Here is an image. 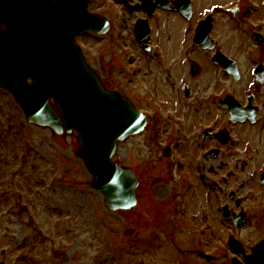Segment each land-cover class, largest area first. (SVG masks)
Wrapping results in <instances>:
<instances>
[{
	"label": "flooded vegetation",
	"instance_id": "flooded-vegetation-1",
	"mask_svg": "<svg viewBox=\"0 0 264 264\" xmlns=\"http://www.w3.org/2000/svg\"><path fill=\"white\" fill-rule=\"evenodd\" d=\"M91 8L110 20L109 87L144 116L125 143L123 162L137 177L125 214L140 231L128 234L137 242L124 264H256L264 0H93ZM120 255L96 262L123 264Z\"/></svg>",
	"mask_w": 264,
	"mask_h": 264
},
{
	"label": "rangeland",
	"instance_id": "rangeland-1",
	"mask_svg": "<svg viewBox=\"0 0 264 264\" xmlns=\"http://www.w3.org/2000/svg\"><path fill=\"white\" fill-rule=\"evenodd\" d=\"M108 37L97 42L88 34L77 40L109 84L114 73ZM118 62L124 66L126 60ZM75 143L71 136L27 123L0 89V264H97L96 258L112 252L120 253L124 264L129 243L137 242L130 236L137 237L140 227L133 222L129 229L128 215L104 205L75 156ZM125 151L124 143L115 158L127 161Z\"/></svg>",
	"mask_w": 264,
	"mask_h": 264
},
{
	"label": "water",
	"instance_id": "water-1",
	"mask_svg": "<svg viewBox=\"0 0 264 264\" xmlns=\"http://www.w3.org/2000/svg\"><path fill=\"white\" fill-rule=\"evenodd\" d=\"M89 2L0 0V87L29 123L54 134L77 131L75 154L93 176L90 185L115 210L134 203L136 181L111 156L142 121L129 101L104 87L75 42L80 32L100 29Z\"/></svg>",
	"mask_w": 264,
	"mask_h": 264
}]
</instances>
